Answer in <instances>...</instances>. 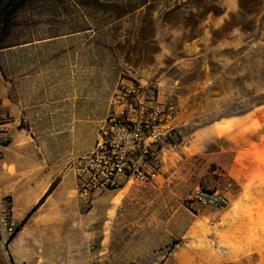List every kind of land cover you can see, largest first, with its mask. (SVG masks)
<instances>
[{"label": "rangeland", "instance_id": "rangeland-1", "mask_svg": "<svg viewBox=\"0 0 264 264\" xmlns=\"http://www.w3.org/2000/svg\"><path fill=\"white\" fill-rule=\"evenodd\" d=\"M127 4L128 0H0V90L12 74H25L28 56H51L64 69L75 51L69 46L82 48L76 72L80 100L66 122H75L77 132L66 131L51 145L42 137L52 134L28 132V121L14 123L8 111L11 130L24 129L18 141L31 142L35 158L44 163L54 151L63 156L74 147L78 152L89 150L116 88L143 79L178 106L175 134L164 150L163 177L84 203L88 235L109 238L115 257L125 251L151 264L179 249L196 258L187 257L184 264L210 256L214 264H264V246L222 262L242 246L228 244L226 230L212 229L214 212L223 208L193 199L198 186L217 190L228 185L224 187L217 157L202 149L198 131L222 115L264 103V0H152L136 10ZM118 5L126 11L118 14ZM39 44L44 45L40 53L23 47ZM60 46L66 49L53 54ZM47 76L64 78L57 71ZM66 88L67 95L72 94L74 84ZM73 137L76 144L71 141L67 147ZM76 154L69 153V160ZM100 221L103 227L97 226Z\"/></svg>", "mask_w": 264, "mask_h": 264}, {"label": "crops", "instance_id": "crops-1", "mask_svg": "<svg viewBox=\"0 0 264 264\" xmlns=\"http://www.w3.org/2000/svg\"><path fill=\"white\" fill-rule=\"evenodd\" d=\"M23 47L27 52L40 53L44 45ZM58 48L52 53L60 54L66 49ZM72 48L75 51L67 63L64 62V69L59 64L58 68L51 56H33L32 59L28 56L25 74H12L0 90L4 107L14 116V123L27 120L28 132L52 134L42 137L51 145L58 144L62 133L77 132L75 122L66 123L80 100L76 72L82 48L71 45L68 49ZM19 49L22 48H18V52ZM66 69L70 71L69 78L65 76ZM53 71L62 72L64 78H48ZM68 83L74 84V89L67 95ZM217 126L223 128L216 130ZM21 130L10 131L12 141L8 138L0 157V190L10 198L13 216L20 226L16 234L0 238V264H114L118 259L127 261L122 264H151L140 258V254L132 257L125 251L115 257L109 238H92L86 231L84 203L94 202L106 194H119L130 184L119 191H98L85 202L74 191L77 177L68 165L69 153L80 151L74 147L63 156L62 152L54 151L45 157L44 163L42 158H35L31 142L18 141L17 134ZM198 132L202 149L217 157L218 167L225 177L224 187L230 184V205L214 212L211 227L226 230L228 244L242 246L239 253L221 258L222 262L234 260L264 246V103L240 114L222 115ZM75 140L76 137L69 139L67 147H71V141L76 144ZM165 156L166 152L159 180L163 177ZM97 226L103 227V221ZM114 228L115 225L111 226V231ZM137 250L143 252L140 245ZM186 255L185 250L179 249L163 255L157 264H184L187 257L188 260L195 258ZM193 264H214V261L212 263L210 256Z\"/></svg>", "mask_w": 264, "mask_h": 264}, {"label": "built area", "instance_id": "built-area-1", "mask_svg": "<svg viewBox=\"0 0 264 264\" xmlns=\"http://www.w3.org/2000/svg\"><path fill=\"white\" fill-rule=\"evenodd\" d=\"M178 114L174 99L152 89L143 79L121 83L111 96L92 148L68 162L77 177L76 195L88 202L98 191H119L127 184L158 182L164 150L175 134ZM12 123L0 97V157ZM229 187L230 184L211 190L198 186L193 199L204 206L226 208L231 202ZM19 227L10 198L0 190V238L16 234Z\"/></svg>", "mask_w": 264, "mask_h": 264}, {"label": "trees", "instance_id": "trees-1", "mask_svg": "<svg viewBox=\"0 0 264 264\" xmlns=\"http://www.w3.org/2000/svg\"><path fill=\"white\" fill-rule=\"evenodd\" d=\"M90 0H81L82 3L88 2ZM101 0H96V2H100ZM152 0H128V4L127 5H131V7L133 6V10L138 9L140 6H143L149 2H151ZM135 3V4H134ZM125 9V10H124ZM118 14H122L126 11V8L122 7L121 5H118L116 7L115 10Z\"/></svg>", "mask_w": 264, "mask_h": 264}, {"label": "bare ground", "instance_id": "bare-ground-1", "mask_svg": "<svg viewBox=\"0 0 264 264\" xmlns=\"http://www.w3.org/2000/svg\"><path fill=\"white\" fill-rule=\"evenodd\" d=\"M222 127V126H221ZM221 127L220 126H217L216 127V130H220L221 129ZM223 128V127H222Z\"/></svg>", "mask_w": 264, "mask_h": 264}]
</instances>
